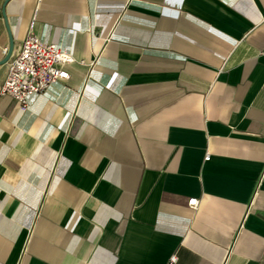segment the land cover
<instances>
[{"label":"crops","instance_id":"0c3cea01","mask_svg":"<svg viewBox=\"0 0 264 264\" xmlns=\"http://www.w3.org/2000/svg\"><path fill=\"white\" fill-rule=\"evenodd\" d=\"M30 33L77 62L25 109L0 65V264H264V0H0Z\"/></svg>","mask_w":264,"mask_h":264},{"label":"built area","instance_id":"2783aa9c","mask_svg":"<svg viewBox=\"0 0 264 264\" xmlns=\"http://www.w3.org/2000/svg\"><path fill=\"white\" fill-rule=\"evenodd\" d=\"M8 50L4 51L7 55ZM77 60L56 44L45 43L38 36L30 33L20 50L11 55L6 63L7 74L1 93L11 96L25 109L32 96L45 93L50 87L70 78L65 66ZM81 64L85 62L81 61ZM210 160V154L205 161ZM191 208L199 206L198 199L189 201ZM173 256L171 263L176 262Z\"/></svg>","mask_w":264,"mask_h":264},{"label":"water","instance_id":"95a60500","mask_svg":"<svg viewBox=\"0 0 264 264\" xmlns=\"http://www.w3.org/2000/svg\"><path fill=\"white\" fill-rule=\"evenodd\" d=\"M12 52H13V45L11 44L10 48L8 49V53H7L6 57L4 58L3 61L0 62V65L6 64L8 62V60L10 59V57L12 55Z\"/></svg>","mask_w":264,"mask_h":264}]
</instances>
